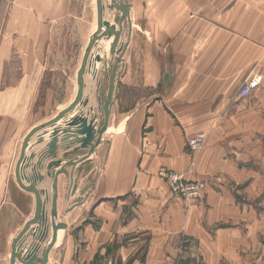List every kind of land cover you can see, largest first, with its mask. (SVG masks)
Instances as JSON below:
<instances>
[{
	"label": "rangeland",
	"instance_id": "rangeland-1",
	"mask_svg": "<svg viewBox=\"0 0 264 264\" xmlns=\"http://www.w3.org/2000/svg\"><path fill=\"white\" fill-rule=\"evenodd\" d=\"M12 1L14 23L0 39V264H21L11 256L12 241L34 215L35 197L16 172L41 191L44 219L20 245L40 258L52 232L51 173L80 158L72 182L71 166L57 179L54 220L67 226L46 264H246L239 248L255 234L251 216L264 213V54L257 51L264 47V0ZM119 2L129 5L128 16ZM99 7L110 30L93 41ZM153 56L177 63L179 77L189 72L191 95L201 81L213 95L219 70L223 79L211 102L191 100L189 119L174 110L185 126L179 149L172 136L168 151H128L124 144L110 150L106 132L88 154V145L66 147L63 133H53L80 116L97 135L113 66L122 74ZM81 82L75 108L23 150L31 129L70 105Z\"/></svg>",
	"mask_w": 264,
	"mask_h": 264
},
{
	"label": "crops",
	"instance_id": "crops-1",
	"mask_svg": "<svg viewBox=\"0 0 264 264\" xmlns=\"http://www.w3.org/2000/svg\"><path fill=\"white\" fill-rule=\"evenodd\" d=\"M11 1V3H9ZM12 0H0V39H6L7 27H12L14 18L8 13V6H12ZM9 3V4H8ZM3 8L5 10L3 11ZM10 10V9H9ZM264 54L263 45L258 47ZM250 51H254L253 48ZM254 54V53H253ZM252 54V55H253ZM222 64V59L217 60L216 69ZM189 58L187 57V68ZM129 68V67H128ZM178 64L158 62L157 57L145 65L134 64L132 71L125 70L120 73L117 96L112 97L110 116L105 131L110 133V150L116 149L119 144H124L128 151H168L171 137L175 136L177 149L183 144L185 138L184 122H177V115L174 110L181 113L182 118H190L191 100L202 98L200 101L211 102L221 92V72L213 83V98L207 96L211 85L198 82V92L191 95L189 72L179 77L177 74ZM122 72V71H121ZM173 74V78H172ZM171 76V77H170ZM192 96V97H191ZM107 98V97H106ZM104 98V100H106ZM195 115V114H193ZM104 133V135H105ZM103 140V138H102ZM172 144V143H171ZM75 144L73 143L72 146ZM60 151V147H58ZM140 156V155H139ZM147 154L141 153V158ZM140 158V161H141ZM80 161L79 164H81ZM78 166V165H77ZM80 167H83L81 164ZM77 167V168H78ZM60 175H58L59 181ZM73 188V184H72ZM256 219L251 216L248 224L253 234L250 239L243 241L240 250H244L246 264H264V213L256 212ZM258 221V222H255ZM62 230L57 231V244ZM241 250V251H242Z\"/></svg>",
	"mask_w": 264,
	"mask_h": 264
},
{
	"label": "water",
	"instance_id": "water-1",
	"mask_svg": "<svg viewBox=\"0 0 264 264\" xmlns=\"http://www.w3.org/2000/svg\"><path fill=\"white\" fill-rule=\"evenodd\" d=\"M117 8L121 9L122 12L125 15H129V5L123 3V2H119V3H115L114 4ZM101 7H99V30L97 32V34L92 38L93 41H95L97 38H101L104 35H106L109 30V22L108 21H103L102 20V13H101ZM120 37V31L115 33V39L114 42L112 44L111 47V52L114 53L115 52V46L119 40ZM127 47V42L124 44L120 54L117 56L116 61L121 62L123 59V54L126 50ZM119 77H120V72H116V66H113V72H112V79L110 81V85L108 88V92H107V98L104 101L103 104V108H104V121L103 123L100 124V127L97 130V135H95L93 133V126L91 123H88V121L80 116H76L73 118H70L68 120L64 121L65 127H56L53 130L54 134H58L60 131L63 133L64 137L63 139L66 140L65 146L68 147L69 144L71 143H79V146H75L74 149L77 150L79 148L82 147H86L87 145L89 146V153L91 154L94 150L95 147L97 145H99L102 142V138L103 135L107 129V125H108V120H109V116H110V106H111V102H112V97L117 96L118 93V82H119ZM81 92H82V82L80 85V90L75 98V100L68 105L66 108L62 109L54 118L44 122L43 124H39L37 126H35L34 128L31 129V131L29 132V134L26 136L25 141H24V146H23V150H25V148L28 145L29 140L31 139V137L38 132L39 130H42L46 127L49 126H54L56 125V123L60 120H64V118H66L67 114L69 112H71L75 106L79 103L80 99H81ZM67 138H69L67 140ZM62 139V140H63ZM57 142V138H53L50 141V145L52 146V148L50 149L51 151L54 150V145ZM84 158H80V159H74V160H67L64 164H62L61 168L54 170L51 175L53 177V189H54V193L52 195V206H51V214H52V218H51V226H52V232H51V239L50 242L48 243L46 249L43 252L42 257L37 258L35 255L31 254V253H25L23 254L22 249L20 248V245L22 243V240H24L25 236L27 235V233L32 229L31 225L33 223L36 222H41L44 217L43 216V211H42V201H41V191L37 188V186L35 185L34 182H30L28 184H25L19 174L18 171L16 172V177H17V183L19 184V186L23 189L26 190H31L34 197H35V209H34V215L26 222V224L24 225L23 229L19 232V234L13 239L12 241V252H11V256L13 258H17L21 264H46L49 258V253L51 251V248L53 247L56 239H57V231L59 229H64L67 224L65 222H56L54 220V216L56 215V202H57V178L58 175L60 173H67L66 167L67 166H71V170L69 173V177L71 182L73 181V171L74 168L76 166V164L80 161H82ZM54 164L58 165V163L60 164V162H53ZM89 168V165H88ZM80 168L78 167V170ZM42 175L39 174L38 178L39 180L42 179ZM80 202H76L75 205L79 204ZM37 260V262H36ZM10 264H15L14 260H11Z\"/></svg>",
	"mask_w": 264,
	"mask_h": 264
},
{
	"label": "built area",
	"instance_id": "built-area-1",
	"mask_svg": "<svg viewBox=\"0 0 264 264\" xmlns=\"http://www.w3.org/2000/svg\"><path fill=\"white\" fill-rule=\"evenodd\" d=\"M258 79H254L252 81H250L246 87L242 90V95L245 96V95H248L257 85L258 83Z\"/></svg>",
	"mask_w": 264,
	"mask_h": 264
},
{
	"label": "bare ground",
	"instance_id": "bare-ground-1",
	"mask_svg": "<svg viewBox=\"0 0 264 264\" xmlns=\"http://www.w3.org/2000/svg\"><path fill=\"white\" fill-rule=\"evenodd\" d=\"M101 40V39H100ZM85 90V89H84ZM88 119V118H87ZM104 136V135H103Z\"/></svg>",
	"mask_w": 264,
	"mask_h": 264
}]
</instances>
